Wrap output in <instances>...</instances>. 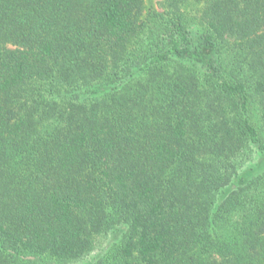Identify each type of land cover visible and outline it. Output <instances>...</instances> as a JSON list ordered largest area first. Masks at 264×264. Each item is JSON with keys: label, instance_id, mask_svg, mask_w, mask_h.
Instances as JSON below:
<instances>
[{"label": "trees", "instance_id": "1", "mask_svg": "<svg viewBox=\"0 0 264 264\" xmlns=\"http://www.w3.org/2000/svg\"><path fill=\"white\" fill-rule=\"evenodd\" d=\"M0 264H264V0H0Z\"/></svg>", "mask_w": 264, "mask_h": 264}, {"label": "rangeland", "instance_id": "2", "mask_svg": "<svg viewBox=\"0 0 264 264\" xmlns=\"http://www.w3.org/2000/svg\"><path fill=\"white\" fill-rule=\"evenodd\" d=\"M156 1H160V0H156Z\"/></svg>", "mask_w": 264, "mask_h": 264}]
</instances>
